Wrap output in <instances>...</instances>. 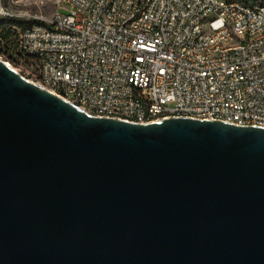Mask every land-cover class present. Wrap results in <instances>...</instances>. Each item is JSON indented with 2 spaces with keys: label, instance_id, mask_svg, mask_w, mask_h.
<instances>
[{
  "label": "water",
  "instance_id": "water-1",
  "mask_svg": "<svg viewBox=\"0 0 264 264\" xmlns=\"http://www.w3.org/2000/svg\"><path fill=\"white\" fill-rule=\"evenodd\" d=\"M0 264H264V129L91 116L0 60Z\"/></svg>",
  "mask_w": 264,
  "mask_h": 264
},
{
  "label": "built area",
  "instance_id": "built-area-1",
  "mask_svg": "<svg viewBox=\"0 0 264 264\" xmlns=\"http://www.w3.org/2000/svg\"><path fill=\"white\" fill-rule=\"evenodd\" d=\"M75 1L81 16L57 12L49 18L18 2L10 5L44 21V28H2L0 46L9 58L27 62L33 75L87 97L89 107L110 108L109 118L141 113L144 119L152 111L175 116L178 103H185L197 118L264 126V10L255 19L252 11L235 9L237 0ZM104 3H113L122 27L104 26ZM231 25L249 27L259 40H227ZM133 29L143 30V37H133ZM219 35H226L225 44H217ZM207 49H214L213 57H206ZM220 49H228V56H220ZM134 90H142V98Z\"/></svg>",
  "mask_w": 264,
  "mask_h": 264
},
{
  "label": "bare ground",
  "instance_id": "bare-ground-1",
  "mask_svg": "<svg viewBox=\"0 0 264 264\" xmlns=\"http://www.w3.org/2000/svg\"><path fill=\"white\" fill-rule=\"evenodd\" d=\"M259 2V3H254ZM66 6L68 8V15L81 16L82 8L79 7V2L75 0H67ZM0 7L3 16H0V20H16L19 22H29L35 21V19H30V12L27 10L13 9L9 8L2 0H0ZM236 10L252 11L255 13V19H262V12L264 10V0H247L245 2L235 1ZM113 3H104L103 9L101 10V20L104 26L110 28L122 27V19H117L112 15ZM27 19V20H24ZM44 23V21H40ZM208 24H215V17H208ZM14 29H32V28H44V25H34L30 28H25L24 26L14 25L11 26ZM248 36V43H255L259 40V33H250L249 27H241L240 25H231V32H227V40H234L236 38H243ZM133 37H143V30L133 29ZM262 39H264V31H262ZM226 35L217 36V44H225ZM2 51L5 53L4 47L0 46ZM1 52V51H0ZM232 52H239V45H232ZM214 49L206 50V57H213ZM220 56H228V49H220ZM14 61L20 62L22 65H27L23 59H16ZM5 63V62H4ZM7 66L11 67L10 63H5ZM31 67V66H30ZM12 68V67H11ZM32 68V67H31ZM33 69V68H32ZM14 70V69H13ZM15 71V70H14ZM18 73V72H17ZM19 74V73H18ZM38 83L37 86L47 90L56 97L64 100L65 102L72 104L84 111L85 113L101 118L117 119L125 122L136 123V124H151L162 120H167L171 118H184L197 121H211L220 122L237 127H251V128H262L264 126L255 125H243L241 121H231L228 122L227 118L222 117H194V109H185V103H178V110L175 116L164 117V111H152L146 114V118L142 119L141 113L134 114H114L112 118L110 117V108H92L87 105V97H83L80 93H69L65 91V88L56 80H47L45 75H37ZM135 98H142V90H134Z\"/></svg>",
  "mask_w": 264,
  "mask_h": 264
},
{
  "label": "rangeland",
  "instance_id": "rangeland-1",
  "mask_svg": "<svg viewBox=\"0 0 264 264\" xmlns=\"http://www.w3.org/2000/svg\"><path fill=\"white\" fill-rule=\"evenodd\" d=\"M9 8L10 5H14V3L18 2L21 4L23 7H30L34 11H38L44 16L47 17H52L54 14L57 12L62 13V14H67L68 13V8L67 6L65 7L62 3V0H2ZM43 2L44 5L41 8L36 9L35 6L36 4ZM22 8H15V10ZM25 10V9H23ZM0 60L5 62V63H10L12 69H14L16 72H18L22 77H24L26 80L33 84L38 83V76L33 75V69L30 66L27 65H22L18 61H14V58H9L8 54L4 53L2 51V48L0 47ZM10 67V68H11ZM171 107V106H170Z\"/></svg>",
  "mask_w": 264,
  "mask_h": 264
},
{
  "label": "trees",
  "instance_id": "trees-1",
  "mask_svg": "<svg viewBox=\"0 0 264 264\" xmlns=\"http://www.w3.org/2000/svg\"><path fill=\"white\" fill-rule=\"evenodd\" d=\"M230 1H233V0H230ZM237 1H240V2H245L247 0H237ZM14 25H18V26H24L25 28H30L34 25H44V23L40 22V21H29V22H19V21H16V20H0V30L2 28H5V27H8V26H14Z\"/></svg>",
  "mask_w": 264,
  "mask_h": 264
}]
</instances>
